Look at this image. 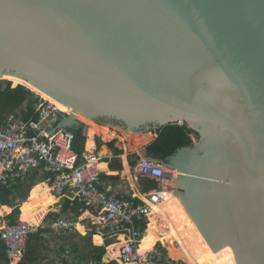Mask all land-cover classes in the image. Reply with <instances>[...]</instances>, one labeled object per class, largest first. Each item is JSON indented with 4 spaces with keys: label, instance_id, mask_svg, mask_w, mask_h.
Masks as SVG:
<instances>
[{
    "label": "water",
    "instance_id": "95a60500",
    "mask_svg": "<svg viewBox=\"0 0 264 264\" xmlns=\"http://www.w3.org/2000/svg\"><path fill=\"white\" fill-rule=\"evenodd\" d=\"M6 74L71 107L56 128L194 129L175 193L213 252L264 264V0H0Z\"/></svg>",
    "mask_w": 264,
    "mask_h": 264
},
{
    "label": "built area",
    "instance_id": "2783aa9c",
    "mask_svg": "<svg viewBox=\"0 0 264 264\" xmlns=\"http://www.w3.org/2000/svg\"><path fill=\"white\" fill-rule=\"evenodd\" d=\"M57 104L41 100L37 104V116L25 118L16 112L0 114V189H11L20 180L33 174H43L45 182L58 195L73 193L79 203L94 210L96 232H102L120 247L122 262L138 264H187L183 259L171 257L158 242L145 256L139 252L141 239L149 222V213L162 201L165 191L175 192L178 171L164 161L141 156L136 164V179L148 178L157 187L145 193L125 196L104 180L97 163L101 156L79 153L73 148L74 134L56 128L59 120ZM193 141L197 136L191 134ZM146 223V228L140 224ZM50 228L57 237H63L70 229L67 220L59 219ZM35 231L27 221L17 220L0 230V239L6 246L9 264L23 256L29 235ZM123 236V240L120 237ZM66 241H64V244ZM65 245L66 255L70 252ZM70 264H98L94 259L72 261Z\"/></svg>",
    "mask_w": 264,
    "mask_h": 264
},
{
    "label": "trees",
    "instance_id": "16d2710c",
    "mask_svg": "<svg viewBox=\"0 0 264 264\" xmlns=\"http://www.w3.org/2000/svg\"><path fill=\"white\" fill-rule=\"evenodd\" d=\"M27 100L30 101V106H29L30 112L32 111L35 104H38L41 101L40 98L32 90H30L28 87L18 82L12 80L0 82V114L4 112H16L18 114H21L19 113L23 111L21 107ZM24 116L25 118L30 117L29 114ZM32 116L36 117L37 114H34ZM68 130L71 131L75 136L73 142V148L79 153L80 157H82L84 154V144L86 138L83 134V127L82 126L73 127V128H69ZM155 132H156L155 138L145 146L147 151V156L164 162L166 161L167 157L172 153H174L176 149H178L179 147L191 145L193 143V138L191 134H195L197 137H199L198 133L194 129L189 127L187 124L169 123L167 125L161 126L160 128L156 129ZM109 146L112 148L115 154L121 153V150L116 148L112 142L109 144ZM101 165L102 168H106V169L109 168V165L106 162L101 161ZM119 167L120 168L122 167L121 163ZM33 176L35 175H30L29 177L27 176L28 178H26L25 180H20L17 184H15L11 188L12 190L11 194L18 192L20 194V197L26 198L30 190L32 189V186H34V184L40 181V179L38 180L36 177L34 178ZM41 179L43 180L42 177ZM141 180L143 182V185L145 186L144 188L145 191L157 187V182L155 180L148 178H141ZM36 186H34L32 192L35 190ZM57 199L58 198H55L54 194L52 197L45 200H39L38 198L30 199L29 203H27L25 206L22 207V205H20L21 212L19 211L18 208L14 210V212L10 215L11 218L10 223H15L18 220L17 217L19 213H20V218L22 219V214L24 213V215H26L27 217V220L30 221L32 226L35 227L42 224L45 220V217L48 214V209L50 205L53 204ZM1 204L4 203L1 202ZM81 205L82 203H79L77 200L73 201L69 198H65L63 205L60 208H58L57 212L51 214L50 216L51 217L54 216V218H58L60 214L68 212L70 210H74L77 216V214L81 212V210H79V207ZM7 207L10 208L11 210V206L7 205ZM140 224L143 226V228H146L145 222H142ZM46 234H48L47 229L39 228L37 231H34L29 235L27 242V250L25 251L24 259L19 264H35V262L38 260L39 252L37 250L36 244H33L32 241L33 240L39 241ZM111 243L112 241L108 240L105 245H101V246L90 244L86 252V256H87L86 259H94L98 264H106L103 262L104 255L107 261L116 258L113 257L106 250V246H108ZM109 250L115 256H118V254L114 251L113 248L112 249L109 248ZM0 264H9V259L6 254V246L4 241L1 239H0ZM107 264H118V262L112 260Z\"/></svg>",
    "mask_w": 264,
    "mask_h": 264
},
{
    "label": "bare ground",
    "instance_id": "6f19581e",
    "mask_svg": "<svg viewBox=\"0 0 264 264\" xmlns=\"http://www.w3.org/2000/svg\"><path fill=\"white\" fill-rule=\"evenodd\" d=\"M0 78L13 80L23 84L24 86H27L35 93H38L40 96H42V98L54 101L58 108L62 111L71 112L72 110L70 106L63 104L62 102L50 96L48 93L40 90L27 81L20 79L19 77L6 74L0 76ZM77 117L81 118L85 123H87L89 127V136L91 140L87 144V149L92 150L94 148L92 137L96 133H100L101 129L99 128L102 127L97 126L95 121L87 118L81 113H77ZM102 130L103 131H101V134H109L106 127H104ZM148 134L150 135V133ZM148 134H145L144 136L137 135L138 145L145 144V142L151 138V136H147ZM102 152L104 153L105 150ZM125 164L129 173L130 169L129 166H127L126 161ZM131 177L132 175L130 173V179ZM43 183L48 184L47 182ZM51 192L54 193L49 184L39 189V193H41L43 197H46V199L50 197ZM21 220L27 221L29 223V221L24 218ZM94 220L97 219L94 218ZM149 222L139 246V252L143 256H145L148 251L152 250L160 240L167 247L171 257L183 259L187 264H236L233 250L229 246L219 250L216 249L214 252L212 251L211 246L204 234L193 221L183 203L173 190L165 191L162 201H160L158 205H155L152 212L149 213ZM120 239L123 240V236H121ZM114 244H119L121 247L123 242ZM120 247L116 249L119 251L118 254L120 253ZM231 251L233 255L231 254ZM109 253L112 256L114 255L111 252ZM134 263L136 262H124V264Z\"/></svg>",
    "mask_w": 264,
    "mask_h": 264
},
{
    "label": "rangeland",
    "instance_id": "374dc122",
    "mask_svg": "<svg viewBox=\"0 0 264 264\" xmlns=\"http://www.w3.org/2000/svg\"><path fill=\"white\" fill-rule=\"evenodd\" d=\"M7 80L9 81V79L0 78V82H4ZM37 96L40 98V100H44V98H42V96H40L39 94ZM85 124H86V126H85L84 130L88 126L87 123H85ZM104 126L108 129V133H109L107 135L103 134L105 136V138L107 137L106 139L111 140L110 142H112L116 148L121 150V153L117 154L118 158L113 159V163L118 162L121 159L122 155H126V158L128 157V162L130 164L131 171H132L133 176H134L136 174V164H137L138 159L141 156H147V151L145 148V146L147 144L146 145H144V144L138 145V143H137V138H138L137 135L141 134L142 132L131 133V132H126L125 130H122L121 128H118L116 126H109V125H104ZM99 129H101V131H103L102 129H104V127L99 128ZM148 133H150V135L148 134L147 136H152V135L156 136L155 129L152 130L151 132H148ZM140 136H142V135H140ZM196 139H198V137ZM97 143L99 146L103 145V142L101 141V139H99V141ZM126 163H127V161H126ZM127 166H128V163H127ZM122 175H123V173H122ZM28 177H26V178H28ZM33 177L34 178L36 177L38 180L40 179L37 176H33ZM139 179L140 178H138V180ZM41 184H38V185L36 184L37 186L33 192H32V190H33L34 186H32V189L30 190V192L26 198L20 197V194L18 192L12 193L11 194V202L9 203V206H11V210H10V208L7 207L6 204L0 205V230H2L7 224H10V222H11L10 215L14 212V210L16 208H18L19 211L21 212L20 205H22V207L25 206L27 203H29L30 199H36V198H38L39 200H45L46 199V197H43L42 194L39 193V189H37V188H39V186H41ZM31 192H32V195H31ZM51 194H50V197L53 196L52 192H51ZM56 195H58V194H56ZM58 197H59V200L57 199L53 204L50 205V207L48 209V214L45 217L44 222L38 226H35V227L33 226L35 228V231H37L39 228H44V229L48 230V234H46L41 240H39V241L33 240L32 241L33 244H36L37 250L39 252L38 260L35 262V264H70V262L77 260L78 258L81 260H86V258H87L86 252H87L88 247L90 246V244L96 245L95 243H93L92 232H93V228H94L93 223L96 222L97 220L91 219L88 217V215H86L87 214L86 210H83V209H85L84 206L81 205L79 207V210H82V211L79 214H77V216H76V213L74 212V210H70L68 212L62 213V214H60V216L58 218H54V216H52V217L50 216L51 214H54L55 212H57L58 208H60L64 203V200H65L64 196L58 195ZM55 198H57V197L55 196ZM22 213H23V211H22ZM23 218L27 219V217H26V215H24V213L22 214V219ZM60 218L66 219L70 223V229L63 233L64 234L63 237H57L54 234V232L52 231V229L50 228L51 224L55 221H58ZM17 219L21 220L20 213H19ZM78 222H81L83 224L82 226H80V224H78L80 226L79 228L77 225ZM112 240H114V239H112ZM64 241H66L65 244H64ZM94 241L98 244H103V239L100 238L99 234L94 236ZM159 242H160L161 247H163L165 250H167L166 246L162 243V241H159ZM65 245H69L68 248L70 249V252L67 255L65 252L67 247H65ZM167 252H168V250H167ZM168 254H169V252H168ZM231 254L233 255L232 251H231ZM24 255H25V253L23 254L22 257H18V258H20L19 263L24 259ZM119 255H120V253H119ZM119 255L118 256L113 255L116 258H113L112 260H115L118 262V264H121V260L119 258ZM103 260L106 263L112 261V260L107 261L105 259V255L103 257ZM15 261H17V260H15Z\"/></svg>",
    "mask_w": 264,
    "mask_h": 264
},
{
    "label": "crops",
    "instance_id": "0c3cea01",
    "mask_svg": "<svg viewBox=\"0 0 264 264\" xmlns=\"http://www.w3.org/2000/svg\"><path fill=\"white\" fill-rule=\"evenodd\" d=\"M29 106H30V101L27 100L21 107V109L23 111L19 112L21 113L22 115H27L29 114L30 117H32V115L36 114V108H37V104H35V106L33 107L32 111L30 112L29 110ZM32 114V115H31ZM97 126H100V127H105L103 124H100V123H97ZM83 134L84 136L86 137L85 138V144H84V154L86 155H89V154H98L99 156H101V161L102 162H106L108 163L109 165V168L106 169V168H102V165H101V161H99L97 163V166L99 169H101L104 173H103V177H104V180L108 183H112V186L117 189L120 193H122L123 195L125 196H129V195H133L135 193H145L146 191L144 190L145 186L143 185V182L141 180V178L138 180H136V174L133 176V173L131 171V167H130V164L128 162V157L126 158V155H122L121 156V159L118 161V162H114L113 163V159H117L118 156L117 154H115L112 150V148L109 146V144L111 143L109 139H105V136L103 134H101V131L100 133H96L93 137H92V141L94 143V148L92 150H88V143L89 141L91 140L90 138V132H89V127L87 126V128L84 130L83 128ZM145 134H148V133H141L139 135H145ZM152 135V134H151ZM100 137V138H99ZM155 138V135L151 136V138L145 142L144 145L150 143L153 139ZM99 139H101V141L103 142V145L99 146L98 145V141ZM110 142V143H109ZM146 148V147H145ZM105 150V152L103 153L102 151ZM120 158V157H119ZM125 161H127L128 163V166H129V173L127 171V167L125 165ZM120 163L122 164V167L120 168ZM109 170V171H108ZM122 170V171H121ZM109 172V173H108ZM123 173V175H122ZM130 173L132 175L131 179H130ZM125 174V175H124ZM35 176H37L38 178H40V181H38L36 184H40L42 182H45L44 180V176L43 174H33ZM41 177L43 178V180L41 179ZM36 184H34V186H36ZM45 185H48V184H45V183H42L41 186H39V188L37 189H40V188H43ZM59 200V197L58 195H56L55 193H53ZM52 195V194H51ZM65 198H69L73 201H76L73 197V193L69 192L67 195H64V199ZM58 202V201H57ZM56 202V203H57ZM82 206L85 207V209L83 210H86V215H88L89 218L91 219H94L96 218L95 217V214H94V210L90 207V206H87L86 204H83L82 203ZM82 211V210H81ZM62 219V218H60ZM27 220V219H26ZM66 220V219H64ZM30 223V221H29ZM80 224V226H82L83 224L81 222H78ZM77 223V224H78ZM95 223V222H94ZM94 223H93V243H95L97 246H101V245H105L106 241L108 240H111L112 243L109 244L108 246H106V250H108V252H111L109 250L110 249H114V251L118 254V249L120 247L119 244H114V243H118L116 242L115 240H112L113 238H110L108 235H105L104 233L102 232H96L95 230V226H94ZM31 224V223H30ZM78 225V228L80 227ZM99 234L100 238L103 239V244H97L95 241H94V236ZM145 234V233H144ZM160 241V240H159ZM158 241V242H159ZM157 242V243H158ZM167 248V247H166ZM107 253V252H106ZM112 253V252H111ZM119 255V254H118ZM22 257V256H21ZM20 258H16L15 260L17 261H13L12 264H18L19 263V260ZM79 261H85V260H81V259H77ZM75 260V261H77ZM104 262V260H103ZM106 263V262H104ZM108 263V262H107ZM106 263V264H107ZM124 264V263H122Z\"/></svg>",
    "mask_w": 264,
    "mask_h": 264
},
{
    "label": "clouds",
    "instance_id": "9594fccd",
    "mask_svg": "<svg viewBox=\"0 0 264 264\" xmlns=\"http://www.w3.org/2000/svg\"><path fill=\"white\" fill-rule=\"evenodd\" d=\"M10 190H11V189H10ZM122 263H124V262L121 261V264H122Z\"/></svg>",
    "mask_w": 264,
    "mask_h": 264
}]
</instances>
